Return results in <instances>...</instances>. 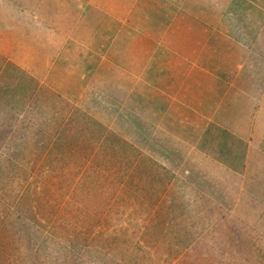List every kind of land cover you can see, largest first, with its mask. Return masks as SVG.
<instances>
[{
    "label": "trees",
    "instance_id": "trees-1",
    "mask_svg": "<svg viewBox=\"0 0 264 264\" xmlns=\"http://www.w3.org/2000/svg\"><path fill=\"white\" fill-rule=\"evenodd\" d=\"M200 1L201 8L204 9L200 16H196L190 7H185L182 11L174 10L175 7L170 5L168 0H136L135 8L127 14L123 24L107 15L104 16L102 11L94 8H89L91 10L82 15H88L91 26L96 25L100 18L104 20L103 17L115 20L118 36L112 44L122 56L115 61L128 70L138 72L144 61L137 55L140 44L147 47L148 55L155 46L154 39L162 40L179 51H190L193 56L197 54L199 45H194L193 42L184 40L185 38L195 35L202 44L211 49L215 47L214 43L220 44V25L215 24L214 18L229 15L234 9V4L224 11L222 8L215 11V6H206L207 0H199V3ZM226 1L220 0L219 3ZM248 5V0H242V4L236 6L241 7L243 13L253 14ZM196 11L199 12L198 7ZM214 24L217 26L214 27ZM180 35L182 37L178 40ZM206 36L210 40H206ZM218 49L220 50L216 46V50ZM232 49L235 50L236 47L233 46ZM197 62L199 66H207L203 53L199 55ZM35 86L36 81L31 75L0 56V146L5 144L7 138L13 140L18 148L25 145L26 140L17 138L20 128L18 114L34 111L39 114L40 119L37 120L38 128L31 134L30 143L40 146L41 149H47L46 144L53 145L57 149H49L47 153L50 154L44 158L49 161L58 159V163L61 161L67 164L73 161L72 167L75 169L70 171L63 181L58 178L56 183L51 184L50 196L47 199L42 197L44 180L40 179L36 180L37 186L32 192L29 189V194L26 190L22 192L13 212L8 206L0 205V264H60V260L62 264H84L85 256L94 257L99 263L103 262L102 264H106L104 258L108 259L107 264H119V259L122 260L123 257V254H120L123 244L118 240L113 249L111 240L113 233L123 236L124 231H120L123 227L116 230L98 228L99 234L93 227L97 222L101 223L100 214H105V218L113 212L112 217L121 219L129 208L135 213L132 215L139 216L140 226L145 225L149 230L148 237L151 242L148 240V243L152 245L151 248L158 246L159 234H167L166 230L171 234L172 231H178L181 235V239L177 241L178 245L196 242L193 245V248H196L195 260L207 258L211 264H229V256L236 254V249L229 245L228 240L224 242L218 232L214 233L213 230L217 229L219 223L231 225L236 221L240 224L243 222L234 217L223 218L217 212H211V215L215 216L212 221L207 217L214 203L211 201L213 204L207 207L198 204L199 201L207 199V195L217 198L222 196L217 192L216 184L210 183L208 175L202 173L200 168L190 161L183 163L185 160L179 156L183 154L170 147H165L164 152L158 150L159 155L169 163H162L155 156L142 153L131 142L112 130L108 131L105 125L81 109L72 108L69 120L64 126L54 119H49L48 122L41 120L43 105L33 104L35 100H32L35 98ZM62 107L66 110L69 106ZM139 132L141 134L140 128ZM263 140V137L255 139L244 176L247 188L243 194L247 199L243 205L250 206L237 207L240 218L243 216L252 219L256 226L263 230L264 235ZM255 145H260V148ZM55 152L59 153L60 158L54 155ZM13 158L0 156V186L11 177L22 173L21 167ZM175 168H179L177 175L174 174ZM65 186L66 190L63 192ZM66 192L69 196L59 208L61 211L57 218L62 221V215L71 212L81 221L85 234L80 232L82 227H77L78 233L68 239L66 237V242L58 243L56 232L48 234L44 229L52 231V226H56L51 223L48 227L49 215L54 212L53 207ZM30 198L33 199L32 202ZM40 205L43 206L42 209ZM143 206L146 213L140 215L139 211H142ZM254 206L261 207V210L255 213V216L260 215L257 219L253 218L252 214ZM91 211H94L97 218L93 217ZM147 218L149 225L145 224ZM209 222L217 224L213 225V230L205 232L202 239L195 240L194 233L201 232L202 227ZM59 225L64 226L61 222ZM91 230L93 234L86 235ZM249 232L258 236L255 229ZM142 234L145 238L147 233ZM67 235H70L69 231ZM60 238L64 240L63 235H60ZM109 244L110 246L106 247ZM173 249L176 251L178 248L170 247L167 252ZM239 259L246 261V264H252L251 260L243 258L242 254ZM122 261L123 264H137V255H133L129 261ZM89 262L91 264V261ZM150 264L156 263L152 259Z\"/></svg>",
    "mask_w": 264,
    "mask_h": 264
},
{
    "label": "rangeland",
    "instance_id": "rangeland-1",
    "mask_svg": "<svg viewBox=\"0 0 264 264\" xmlns=\"http://www.w3.org/2000/svg\"><path fill=\"white\" fill-rule=\"evenodd\" d=\"M88 1L0 0V56L6 61L14 63L35 79V98L32 100H35L33 104L43 105V112H41L43 118L41 120L48 122L49 119H54L57 122H61L60 124L63 123L64 126L69 120L72 108L81 109L87 114H91V111H94V109H104L105 112H97L95 118L97 119V116L103 118L102 121L97 120L105 125L108 131L114 130L107 127V123L116 121V131L114 132L131 142L142 153L155 156L162 163L169 162L159 155L158 150L164 152L165 147H170L175 149L179 154H183L179 155L182 160H185L183 163L190 161L199 167L202 173L208 175L210 183L216 184L215 188L218 189L217 192L222 195L220 198L207 195V199L203 198L199 201L198 204L207 207H210L209 204L211 205L212 202L214 203V206L210 207V213L207 214V217H210L212 221L215 216L214 214L211 215V212H217L223 218L234 217L236 220L240 219L243 222V224L237 221L232 224L230 222L231 225L219 223L217 229L214 230L212 227L217 222H209L205 225L206 227H202L201 232L194 233L195 240L202 239V235L209 229H212L214 233L218 232L217 234L224 242L228 240L229 245H232L236 249V254L229 256V264H246V261L239 259L241 254L243 258L250 259L252 264H264L263 230L257 227L252 219L249 220V218L247 219L243 216L240 218L238 213L239 208L237 205L242 208L250 206L249 204L243 205L247 199L245 198V194H243L247 188L245 186L246 180L244 179L247 170L242 172L243 177L230 175V172L226 171H221V174H219L218 171L214 170L211 162H208L207 169H205L206 167L202 164L201 156L198 154L189 155V153H185L182 149L175 148L174 146L164 147V145H160L154 140L141 139L139 132L140 115L129 111L123 102V97L126 95L124 91L125 87L126 89L139 87L141 79L137 77L130 78L132 72L115 61L121 56L119 50L112 44L118 36L116 25L107 18V20L100 18L97 20L96 25L91 26L92 23L88 20V15H82L85 12H89L91 10L89 8L97 9L96 5ZM104 1L106 2V6L103 5L105 7L103 11L112 13V15L117 14L119 15L118 18L122 20L126 19V13L131 12L135 8L136 3V0ZM168 1L170 5L175 7L173 8L174 10L182 11L185 7H190L196 13V16L204 13V9L202 10L201 8L202 3L201 1L199 3V0ZM207 2L205 3L206 6H215V11L219 8H222L224 11L223 6L226 2L221 4L219 3L220 0H207ZM186 4L190 6H186ZM197 7L199 12L196 11ZM105 15L107 14L104 13ZM218 19L219 17H215L214 22L216 23ZM54 24L59 25L54 27ZM243 28L245 27L243 26ZM62 30L68 33H63ZM181 37L180 35L178 40ZM195 37L196 40H199L197 36ZM65 38L66 42L69 41V43L63 48ZM83 49L87 53H84ZM169 49L175 50L170 46ZM174 52L176 53V51ZM91 53H94L95 57ZM116 65L121 68H113ZM105 72H107L106 76H109L108 79L104 76ZM98 75H100L99 80H94L98 78ZM56 79L62 81H58L55 84L54 80L56 81ZM68 82L70 84L66 87ZM78 101L85 102V107L91 111L89 112L86 108L78 106ZM100 102L104 103V108L99 106ZM62 106L69 107L65 110ZM113 108H115L114 111L112 110ZM18 118L20 128L17 138L22 137L21 140H26L25 145L23 144L24 146L22 145L18 148L12 142L13 140L7 138L5 144L0 146V156L14 157L13 159L22 169L21 174L11 177L0 186V205L4 204V206H8L11 212L15 209V204L21 199L23 191L26 190L27 193L28 189L31 192L33 189H36V180H44L42 197L47 199L50 196L51 189L49 187H51V184L56 183L58 178L61 179L60 181H63L66 175L68 176L69 172L75 169L72 167L74 166L73 161L69 162L67 160L69 162L67 164L66 162L61 163V161L58 163V159L49 161L44 158L45 155L50 154L47 153L49 149H57L53 145L46 144L45 147L47 149H41L40 146L30 143L31 134L38 128L37 120L40 119V116L37 112H22L18 114ZM261 125L262 123H260ZM261 131H264V125H262ZM258 148H260V145ZM54 155L60 158L58 152H55ZM251 157L252 155H250ZM180 165L182 166L183 164L181 163ZM174 174H179V168L174 169ZM65 190L66 186L63 192ZM68 196L69 194L66 192L64 197H61L56 206L53 207L52 212H54L51 214L52 217L49 215L48 227L51 223L56 226H52V231L44 229V232L48 234L53 233V231L54 233L56 232L55 236L59 239L58 243L66 242V237L68 239L78 233L77 227H82L80 232H84L81 221H78L71 212L62 215L64 219L62 221L57 218L61 211L59 208ZM210 197H214V199L211 200ZM30 201L32 202L33 199L30 198ZM22 202H24L23 199ZM51 203H53L52 200ZM42 207L40 205V209ZM259 208L261 207L254 206L252 211L253 218L257 219L260 216H255V213L261 210ZM145 210L146 208L143 206L142 211H139L141 212L140 215H144V212L146 213ZM149 213L152 214L151 212ZM205 213L207 212L205 211ZM91 214L93 217H96L94 211H91ZM132 214H135L132 208H129L121 219H117L116 216L112 217L113 212L109 213L105 218V214L102 213L99 215L101 223L97 222L93 227V229H97L98 234V228L107 227L110 230L111 228L116 230L118 227H123L120 230L124 231L122 232L123 236L113 233L111 240L113 249L116 241H122L123 247L120 252V254H123L122 260L129 261L133 255H137V264H150L152 259L156 264H211L207 258L195 260L196 248H193V245L196 242L178 245L177 241L181 239L178 231H172L173 234H171L166 230L167 234H159L160 240L157 243L158 246L156 245V248H151L152 245L148 243L149 230L145 228V225L143 227L140 226L141 222L138 215L134 216ZM53 220L55 221L53 222ZM228 220L231 221L230 218ZM60 222L64 226L59 225ZM145 224L149 225V218L146 219ZM252 229H255L258 236L255 233L249 232ZM68 231L70 235H67ZM142 232L147 233L145 238L142 237ZM92 234L93 230L86 235L91 236ZM60 235H63L64 240L60 238ZM208 243L212 244V242ZM110 244L106 247H109ZM170 247L178 249L167 252ZM122 260L119 259V264H123ZM89 261H91V264L103 263H99L98 259L95 260L94 257L85 256L84 264H90ZM103 261L107 264L108 259L104 258ZM60 264H62L61 260Z\"/></svg>",
    "mask_w": 264,
    "mask_h": 264
},
{
    "label": "crops",
    "instance_id": "crops-1",
    "mask_svg": "<svg viewBox=\"0 0 264 264\" xmlns=\"http://www.w3.org/2000/svg\"><path fill=\"white\" fill-rule=\"evenodd\" d=\"M88 2L117 22H126L117 14L103 11L104 0ZM248 2L253 14L243 13L242 8L236 6L242 4V0L224 2V9L233 4L235 7L215 23L220 25L221 41L214 43L212 49L196 41L195 35L184 39L199 45L195 56L190 51L177 49L175 53L168 44L157 39L147 55V47L140 44L137 55L144 59L143 65L138 72L129 71L132 72L130 78L141 79V85L134 89L125 87L123 97L125 107L140 115L141 139L154 140L164 147L174 146L189 155L198 154L205 169L211 162L219 174L226 171L235 176H242L247 169L255 139L264 138L261 131L264 125V0ZM110 21L117 25L115 20ZM206 40H210L208 36ZM68 43L65 38L63 48ZM216 46L220 50H216ZM85 51L83 49L87 53ZM201 53L206 67L197 62ZM107 72L104 76L108 79ZM99 78L100 75L94 80ZM58 81L62 80H54L55 84ZM78 106L86 108L82 101H78ZM99 106L105 107L103 102ZM97 112L105 110L94 109L91 114L95 117ZM97 119L102 121L103 118L97 116ZM115 123L110 121L107 127L116 131Z\"/></svg>",
    "mask_w": 264,
    "mask_h": 264
}]
</instances>
